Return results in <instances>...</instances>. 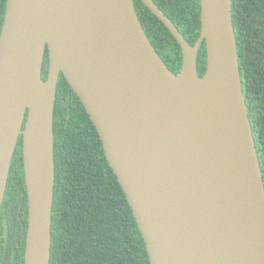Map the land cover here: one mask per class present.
<instances>
[{
  "label": "water",
  "instance_id": "obj_1",
  "mask_svg": "<svg viewBox=\"0 0 264 264\" xmlns=\"http://www.w3.org/2000/svg\"><path fill=\"white\" fill-rule=\"evenodd\" d=\"M174 73L134 0H7L0 32V211L20 137L24 264H51L54 108L63 73L94 123L150 264H264V178L242 86L232 0H199ZM206 45L200 76L197 53ZM48 50V72L43 65Z\"/></svg>",
  "mask_w": 264,
  "mask_h": 264
},
{
  "label": "trees",
  "instance_id": "obj_2",
  "mask_svg": "<svg viewBox=\"0 0 264 264\" xmlns=\"http://www.w3.org/2000/svg\"><path fill=\"white\" fill-rule=\"evenodd\" d=\"M6 1L0 0V32ZM190 44L200 35L199 0H153ZM139 19L168 67L179 73L180 44L142 0ZM232 20L243 91L264 178V0H232ZM46 50L43 78L48 72ZM197 67L206 70L205 41ZM55 184L51 264H150L126 194L111 168L98 131L81 99L60 74L54 108ZM28 201L22 138L14 153L0 211V264H24Z\"/></svg>",
  "mask_w": 264,
  "mask_h": 264
}]
</instances>
